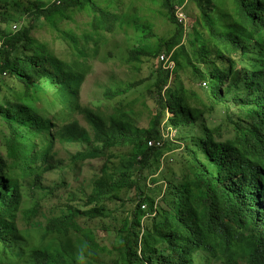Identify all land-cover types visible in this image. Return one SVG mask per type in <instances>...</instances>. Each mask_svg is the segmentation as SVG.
<instances>
[{"label": "trees", "instance_id": "16d2710c", "mask_svg": "<svg viewBox=\"0 0 264 264\" xmlns=\"http://www.w3.org/2000/svg\"><path fill=\"white\" fill-rule=\"evenodd\" d=\"M20 2L17 30L0 27V264H102L97 252L109 264H264V0H161L171 35L151 52L150 29L119 54L154 64L155 110L132 99L146 81L107 89L112 110L82 103L93 59L124 29L148 30L138 0H0V11ZM140 104L146 128L131 119ZM59 145L81 147L68 166ZM123 146L138 170L115 178L105 164L83 198L71 193Z\"/></svg>", "mask_w": 264, "mask_h": 264}, {"label": "rangeland", "instance_id": "374dc122", "mask_svg": "<svg viewBox=\"0 0 264 264\" xmlns=\"http://www.w3.org/2000/svg\"><path fill=\"white\" fill-rule=\"evenodd\" d=\"M100 1V0H99ZM151 0H138L137 6H139V14L140 18L138 20V23L141 25H146L148 28L147 31L143 32L141 29L136 28V26H130V28L124 29L120 34L114 39V41L107 46L105 50H103L100 53V56L98 55L96 58L92 61V66L94 67L93 72L88 77L86 84L84 85V91H83V97H82V103L84 107L93 108V107H102L107 110H112V102L105 100L104 92L107 89H110L115 86L120 85H128L129 83H135L138 81H146L147 84L140 87L136 92H134V95L132 96V99L139 97L140 102L143 101H149L151 104V108L153 109V100L150 99L148 96V87L152 84L151 80H148L149 77L152 74L153 71V65L148 59L145 60L144 64H135L130 67V65H126L124 62L119 60V54L120 49L122 50L124 46L132 47L138 43H140L143 40H140L141 38H145L149 30L151 29L152 33L151 36L147 40H144V45H142V48L145 50H150L151 52H155L157 50V47L159 46V43L161 40L168 38L171 35L173 26L167 21V18L165 17V8L161 6V0H153L157 4H152L150 2ZM161 2V3H160ZM21 3V2H20ZM29 7L27 3H21L19 6L15 9L14 4H12L10 7L4 8L3 11H0V21L2 17L9 18L11 21L9 24H3L0 22L1 28H9L13 31L16 29V24L14 23L15 20H17L18 17L21 16L22 10ZM198 11V10H197ZM183 12L181 9L178 10L176 13ZM201 13V11H199ZM133 14V13H131ZM86 15L83 13L76 14L74 17V20L84 21ZM195 18V17H193ZM196 20V18H195ZM81 23V22H79ZM65 25V24H63ZM70 27L73 29H76L75 23H70ZM80 30L85 29V26L83 24H80ZM80 38L82 37V33L79 34ZM148 36V35H147ZM50 37L48 33L44 32H37L35 34V38L40 40H46ZM116 46H119L116 48ZM90 53L91 55H94V49L95 45L90 43L89 45ZM161 57H164V54L160 55ZM166 60V58H165ZM165 60L162 61L165 63ZM161 61V60H160ZM172 64L167 65L170 69V66ZM155 67V66H154ZM156 68V67H155ZM190 85V84H189ZM188 85V86H189ZM143 108V104H140L139 108L137 109L136 113L132 116V121L138 125L141 126V128H146L150 124V117H152V114ZM80 123L82 125V128H85L87 131H89V127L84 119L83 116H79ZM1 127V122H0ZM79 150H81V147L78 146H71V147H61L59 150L60 159L64 162L65 166H68L71 163V158L74 154H76ZM110 154H113L114 157L111 161L107 162L109 158H98L94 159L89 163L84 171L83 175L81 177L80 182L74 183V189L71 193H74L77 198H83V191L82 188H88L91 185V182L93 180V175H96V177H99L101 174L102 167L106 164V171L113 177L117 178L119 176L120 172H132L139 169V166L136 165L134 156H135V150L123 146L118 147L115 150H113ZM90 193V189H89ZM119 196V195H118ZM133 195H130V198ZM129 197L128 194L122 193L118 198L123 199V201L127 200ZM76 200H74L75 202ZM80 202V201H78ZM77 202V203H78ZM26 203H28L29 206H33V199L26 197ZM128 205V211L132 209V204H130L129 199L127 202ZM111 207V204H110ZM259 208H256V212L258 213ZM124 215V214H123ZM114 241L115 238L111 237L110 239L105 240L103 243H109L110 241ZM110 248H112V244L110 245ZM97 261H102V264H109L112 261L113 256L110 253L106 252H97ZM95 258V259H96Z\"/></svg>", "mask_w": 264, "mask_h": 264}, {"label": "clouds", "instance_id": "9594fccd", "mask_svg": "<svg viewBox=\"0 0 264 264\" xmlns=\"http://www.w3.org/2000/svg\"><path fill=\"white\" fill-rule=\"evenodd\" d=\"M180 9H181V7H178V8H177V11H178V10L180 11ZM181 10H182V9H181ZM177 18H178L179 23H182V22H183V12H179V13H177ZM164 56H165V58L169 61V57L166 56L165 54H164ZM159 60H161V56L159 57ZM161 61H162V60H161ZM162 63H164V62H162ZM168 63H169V62H168ZM164 64H165V63H164ZM169 64H172V65H173L172 62H170ZM170 69H172V68H170ZM150 143H153V144L150 145ZM150 143H149V146H150V147H153V146H160V143L157 142V141H156V142H155V141H152V142H150ZM73 146H76V145H73ZM77 146H78V145H77ZM61 147H71V146H69V145H59V147H58V152H59V150H60ZM74 155H75V154H74ZM74 155H73V156H74ZM73 156H72V157H73ZM59 157H60V154H59ZM59 161H60V162H63L62 159H60V158H59ZM32 207H33V206H29L28 203H26V200H25L24 210H25V211L31 210ZM35 222L38 223V224H43V225H46V224H47V221H46L45 219H43L41 216H38V218L35 219ZM20 226H21V227H24V222H21V223H20Z\"/></svg>", "mask_w": 264, "mask_h": 264}, {"label": "built area", "instance_id": "2783aa9c", "mask_svg": "<svg viewBox=\"0 0 264 264\" xmlns=\"http://www.w3.org/2000/svg\"><path fill=\"white\" fill-rule=\"evenodd\" d=\"M161 60L164 61L165 58H164V57H161ZM167 62H168V60L166 59V60H165V63H167ZM171 67H172V65L170 66V68H171ZM152 144H153V143H150V145H152Z\"/></svg>", "mask_w": 264, "mask_h": 264}, {"label": "bare ground", "instance_id": "6f19581e", "mask_svg": "<svg viewBox=\"0 0 264 264\" xmlns=\"http://www.w3.org/2000/svg\"><path fill=\"white\" fill-rule=\"evenodd\" d=\"M174 67V64L172 65V67L171 68H173Z\"/></svg>", "mask_w": 264, "mask_h": 264}]
</instances>
